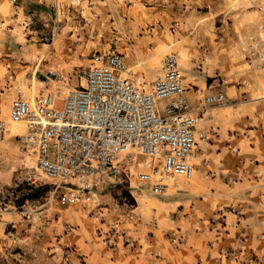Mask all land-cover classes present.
<instances>
[{
    "label": "crops",
    "instance_id": "obj_1",
    "mask_svg": "<svg viewBox=\"0 0 264 264\" xmlns=\"http://www.w3.org/2000/svg\"><path fill=\"white\" fill-rule=\"evenodd\" d=\"M172 4L0 0V98L8 101L4 111L18 90L29 95L30 87L32 92L31 75L36 95L48 90L45 72L74 64L72 39L85 41L89 35L94 43L102 40L103 51L118 53L138 82L150 80L172 48L183 96L201 110L196 135L210 133L208 141L196 143L192 177L176 178L160 197L142 185L145 192L139 189L135 197L137 220H131L134 242L109 246L96 237L95 243L86 244L82 236L67 241L74 242L87 264H264V0ZM175 6L205 8L185 14L194 18L187 35ZM49 32L50 44L38 42ZM248 36L256 42L252 57ZM180 40H185L183 52L181 43L172 42ZM217 92L224 94V103H204L206 95ZM22 124H14L5 136L20 143ZM170 234L180 241L170 242Z\"/></svg>",
    "mask_w": 264,
    "mask_h": 264
},
{
    "label": "built area",
    "instance_id": "obj_2",
    "mask_svg": "<svg viewBox=\"0 0 264 264\" xmlns=\"http://www.w3.org/2000/svg\"><path fill=\"white\" fill-rule=\"evenodd\" d=\"M248 40L252 57L256 42ZM48 73L65 87L63 99H54L51 90L33 96L18 90L6 112L0 107V141L8 124H24L20 147L33 154L35 170L59 205L82 202L103 176L116 184L133 177L153 195L165 193L176 178L192 177L196 143L208 141L210 133L196 135L201 110L183 96L174 52L164 53L158 71L144 82L133 79L114 51L91 53L89 64L75 73L84 86L71 87L61 70ZM224 101L221 92L204 97L206 104ZM26 184L40 181L29 176Z\"/></svg>",
    "mask_w": 264,
    "mask_h": 264
},
{
    "label": "rangeland",
    "instance_id": "obj_3",
    "mask_svg": "<svg viewBox=\"0 0 264 264\" xmlns=\"http://www.w3.org/2000/svg\"><path fill=\"white\" fill-rule=\"evenodd\" d=\"M165 3L173 5L172 0H165ZM177 8L178 6H175L172 10L179 13L183 24L182 32L187 35L189 34V21L194 18L185 14L188 12L198 14L205 8L203 6H198L196 10L188 9V7ZM50 35V32L43 34L42 39L38 42L50 44L53 38ZM85 36L87 38L85 41L71 40V48L77 49L72 57L75 60L74 64L66 69H55L61 70L66 75L71 87L85 85L84 80L75 76V73L83 70L89 64L92 52L103 51L100 47L102 40L96 39V43H94L92 37ZM172 42L173 45L177 42L181 43L180 51H184L185 40ZM170 50L173 51L172 48ZM23 59L21 57V61H24ZM30 78H32L31 89L34 93L33 75ZM44 81L48 82V85L45 86L48 90L53 91L54 99H63L64 86L53 81L48 72H45ZM0 92L3 93V90ZM0 97L3 98L4 95L2 94ZM7 103L8 101L0 98V107L3 110ZM163 103V101L160 102V105ZM13 126L14 124H11L8 127L7 133ZM22 127H24L23 124ZM29 176L39 179L40 184L36 186L40 188L47 186V188L39 198L24 200L21 205L16 206V199L26 191L20 190V192L13 193V190L17 185L26 184V179ZM43 181L41 175L34 168L33 154L21 149L17 137H6L4 133L0 141V264H87L74 242L67 241L70 237L76 239L82 236L81 239L86 244L95 243L97 237L109 246H113L116 241L122 244L134 242L130 236L131 220H137L135 213L138 208L140 209V206L137 207L135 197L141 193L139 189H142V192L145 191L133 177H130L129 183L117 186L116 183L103 176L88 193H85L86 196L80 202L81 204L67 206L57 203L56 195L50 193V184ZM36 186L33 185V187ZM123 191L129 193L133 202H130L128 198L121 197ZM163 194L152 196L160 197ZM148 207L155 209L153 206ZM110 236L111 241H107L106 237ZM175 238L178 242L180 241L172 234L168 236L170 242Z\"/></svg>",
    "mask_w": 264,
    "mask_h": 264
},
{
    "label": "trees",
    "instance_id": "obj_4",
    "mask_svg": "<svg viewBox=\"0 0 264 264\" xmlns=\"http://www.w3.org/2000/svg\"><path fill=\"white\" fill-rule=\"evenodd\" d=\"M117 186H121L122 184H116ZM47 186L44 188H40L39 186L33 187V185H28V184H20L17 185V187L13 190V193L15 192H20V190H25V193H21L20 197L16 199L15 205L19 206L22 204L24 200H30V199H37L39 198L42 193L45 191ZM122 198H128L130 202H133L132 197L127 193V191H123L121 193Z\"/></svg>",
    "mask_w": 264,
    "mask_h": 264
},
{
    "label": "bare ground",
    "instance_id": "obj_5",
    "mask_svg": "<svg viewBox=\"0 0 264 264\" xmlns=\"http://www.w3.org/2000/svg\"><path fill=\"white\" fill-rule=\"evenodd\" d=\"M29 88H30V87H29ZM29 88H28L29 95L32 96L34 93H32V92L29 90ZM35 88H36V87H35ZM24 91H25V90H24ZM27 93H28V92H27ZM11 124H20V123H11ZM11 124H10V125H11ZM10 125H9V126H10ZM9 126H8V127H9ZM8 127H7V128H8ZM6 132H8V129H6ZM176 183H177V181H176ZM85 196H86V195H85ZM87 196H89V195H87ZM85 200H87V199H85ZM80 204H81V203H80Z\"/></svg>",
    "mask_w": 264,
    "mask_h": 264
}]
</instances>
